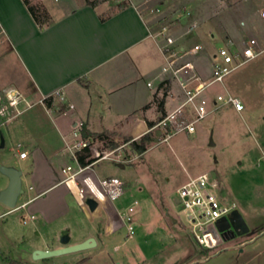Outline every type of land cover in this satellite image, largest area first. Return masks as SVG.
Wrapping results in <instances>:
<instances>
[{
  "label": "crops",
  "instance_id": "crops-1",
  "mask_svg": "<svg viewBox=\"0 0 264 264\" xmlns=\"http://www.w3.org/2000/svg\"><path fill=\"white\" fill-rule=\"evenodd\" d=\"M35 1L32 0V3L42 4L50 15V21L42 26L33 20L23 0H0V126L6 129L5 133L0 130V191L8 184V177L2 172L4 166L19 169L21 180L24 178L28 190L33 191L27 195L22 189L19 195H26L25 199L19 204L16 202L13 208L2 210V206L6 205L0 202V217L25 207L26 214L34 216L28 222L32 221V229L39 234L40 225L51 224L67 214L72 200L94 223L84 236L69 240V243L92 237L95 245L88 249L100 248L109 240L111 233L117 234L116 228L121 225L124 209H116L113 200L105 199L118 215V221L113 223L102 198L93 211L75 201L62 181L64 175L61 169L68 164L75 166L72 153L62 151L64 141L72 143V132L77 131L80 138L92 139L101 148L109 149L125 143L126 137L137 139L150 132L153 128L147 123L155 124L158 119L160 101L164 111H170L183 100L175 80L169 84L168 96L158 93V81L164 63L158 43L162 40L153 38L151 34L160 25L166 24L176 39L175 47L189 48L199 44L200 49L189 59L201 76V56H210L211 69L212 56L216 51L211 44L207 49L204 48L198 38L205 35L210 41L215 39L219 48L227 44L220 38L226 36L225 29L221 22L207 19L212 10L209 4L213 0H150L148 5L160 9L158 13L152 14L143 5L146 0H129V3L119 7L106 0ZM246 1L215 0L213 5L224 6L231 13L241 16L239 18L247 27V18H243L249 12L243 8ZM259 5L263 8L264 0ZM255 18L253 20L256 22ZM258 18L264 30L259 13ZM208 22L214 31L208 32ZM245 39L233 43L238 46ZM56 91L62 93V99L54 94ZM8 92L15 94L16 103H10ZM207 93L209 95V91ZM48 96L52 97L50 107L43 102ZM23 103L26 107L34 105L47 115L51 113L48 120L36 112L30 118V125H47L49 129L55 130L58 145L50 147V142L44 141V148H41L33 140L23 141L21 144L25 146L28 143L29 149L19 150L15 160V153L10 154V149L5 150V147L7 144L12 149L15 145V114L20 112ZM41 134L34 133L27 138H42ZM145 151L134 153L129 157V162ZM19 152H25V156L20 157ZM129 162L116 164L124 168V164ZM93 165L92 171L98 178L119 177L114 173L101 176L93 169ZM190 177L193 176L183 182ZM122 181L126 191V182ZM135 210L134 207L133 212ZM36 218L37 222L34 223ZM170 218L177 223L175 215L170 214ZM100 220L103 225L99 232L95 226ZM13 221V217L6 220L4 226L7 230L13 229ZM65 230L59 229L53 240L46 239L42 246L32 247L29 252L61 246L58 238L66 233ZM113 249H119V244H114ZM1 257L2 261L6 257L7 261H15V258L6 255ZM89 258L90 252H84L76 263ZM118 264H122V261L119 260Z\"/></svg>",
  "mask_w": 264,
  "mask_h": 264
},
{
  "label": "rangeland",
  "instance_id": "rangeland-1",
  "mask_svg": "<svg viewBox=\"0 0 264 264\" xmlns=\"http://www.w3.org/2000/svg\"><path fill=\"white\" fill-rule=\"evenodd\" d=\"M106 1L113 2L116 7L129 3V0ZM214 1L209 4L212 10L207 19L217 20L224 26L226 36H219L222 41L238 43L254 35L264 47V30L258 18L259 11L264 8H260L259 2L263 0H247L243 5L249 11L246 16L241 14L247 18V27L239 18L241 16L224 6H214ZM209 31H214L210 24ZM198 41L206 49L209 44L213 45L214 51L219 46L215 39L210 41L205 35ZM209 58V55L201 56V79L209 74ZM208 91L210 98L219 92L234 94L242 102V110L235 111L231 105H222L198 120L194 131L189 134L173 133L174 128L156 126L150 130L147 142V147L151 148L142 156L136 155L131 162L127 161L129 163H125L124 168H119L117 162L108 158L94 163L93 169L99 175L114 173L126 182L125 193L113 200L116 209H124L126 213L127 207L137 202L135 212L129 214L134 227L130 238L124 241L118 234L111 233L100 248L34 259L35 249L29 250L42 246L46 239L53 240L59 229H66L72 241L84 236L94 221H90L70 200L72 203L67 214L51 224L40 225L39 235L32 229V221L28 222L31 219L26 208L22 207L0 217V264H118L119 260L122 264H264V52L226 75L221 83L210 86ZM22 106L15 114V145L12 149L7 144L5 147V150L10 149V154L15 153V160L19 150L29 149L28 143L21 144L23 141L33 140L41 148H44V141L50 142V147L58 145L55 130L47 125H30V118L36 112L48 120L51 113L47 115L34 105L26 107L23 103ZM0 130L6 131L4 126H0ZM39 132L43 133L42 138H27ZM123 151L128 157L136 153L127 144ZM203 172L217 179L220 197L236 203L237 211L248 227V231L239 236L230 227L226 228L221 232L218 245L210 249L195 242L177 194L178 186L187 177ZM21 187L27 195L33 193L28 190L24 178ZM24 197L19 195L17 204ZM102 201L111 221H118L110 203L104 197ZM8 208L2 206V210ZM24 214L27 215L26 224L20 219ZM170 214L178 218L177 223L172 221ZM11 217L14 218V227L7 230L4 224ZM33 222H37V218ZM102 225V220L97 221L95 228L100 232ZM114 244H119V249H113ZM84 252H90V258L76 263ZM1 255L15 258V261H7L8 257L2 261Z\"/></svg>",
  "mask_w": 264,
  "mask_h": 264
},
{
  "label": "built area",
  "instance_id": "built-area-1",
  "mask_svg": "<svg viewBox=\"0 0 264 264\" xmlns=\"http://www.w3.org/2000/svg\"><path fill=\"white\" fill-rule=\"evenodd\" d=\"M149 1L143 2L145 9L151 14L158 13L160 9L148 5ZM259 16L264 24V8L260 10ZM193 26L194 24H192ZM151 36L162 40L158 43V48L164 60L161 77L158 81V93H160V96H168L170 94L169 84L172 80H175L183 94V100L174 109L164 111V113L159 111L158 119L151 129L159 126L174 128L173 133H192L198 120L222 105H231L235 111L242 110L243 104L234 94L219 92L210 98L207 92L210 86L221 83L226 75L264 52V47L258 43L256 38L248 37L238 46L228 40L227 44L220 46L212 56L209 75L201 79L193 61L189 59L200 49L199 44L189 48L175 47L176 39L169 32L166 24L160 25ZM148 85H150L149 82ZM54 94L59 99L63 98L60 91H56ZM8 96L11 98V104L17 102V97L13 92H8ZM79 126H81V123H79ZM72 137V143L64 141L62 151L66 150L72 153L75 166L68 164L61 171L64 175L62 181L75 201L87 208L85 204L87 197L95 199L98 203L103 197L111 201L122 195L125 186L119 177L98 178L93 173L91 166L96 161L105 158L116 162L129 161L130 158L123 152L127 142L120 146L105 149L101 148L92 139L80 138L77 131L72 132ZM79 151H84L91 161L85 165H80L77 160V152ZM19 156L24 157L25 152H19ZM85 172L87 174H84ZM177 194L182 202V211L190 224L195 242L206 249L217 246L215 233L221 235L217 221L222 218L229 221L231 213L237 210L236 203L224 201L220 197L217 179L211 177L207 172L188 178L177 188ZM136 204L137 202L134 201L132 205L127 207L126 213H123L121 217V225L116 228L118 236L122 239L131 237L134 233L129 214L133 212ZM26 216L22 217L23 223L26 222ZM28 217L30 219L34 218L31 214ZM123 228L124 230H122Z\"/></svg>",
  "mask_w": 264,
  "mask_h": 264
},
{
  "label": "water",
  "instance_id": "water-1",
  "mask_svg": "<svg viewBox=\"0 0 264 264\" xmlns=\"http://www.w3.org/2000/svg\"><path fill=\"white\" fill-rule=\"evenodd\" d=\"M2 172L8 177V184L3 190L0 191V202H2L9 208H13L15 206L17 196L22 191L21 171L19 169L4 166L2 167ZM85 204L87 205V209L90 211H93L98 205L97 201L91 197H87L85 199ZM217 226L218 230L221 232L231 226L232 231L238 236L248 231L246 223L237 210L231 213L229 221L224 218L217 221ZM215 239L218 243L221 240L220 236L217 233H215ZM69 240L70 239L68 234H62L59 237V243L61 244V246L44 250L35 249L33 251V258L43 259L58 256L65 253L85 250L95 245V240L92 237H88L78 243H69Z\"/></svg>",
  "mask_w": 264,
  "mask_h": 264
},
{
  "label": "trees",
  "instance_id": "trees-1",
  "mask_svg": "<svg viewBox=\"0 0 264 264\" xmlns=\"http://www.w3.org/2000/svg\"><path fill=\"white\" fill-rule=\"evenodd\" d=\"M23 3L26 5L27 10L30 13L31 17L33 18V20L39 26H42L43 24L48 23L50 21V15L42 4L32 3V0H23ZM51 99L52 97L50 96L43 99V102L47 107L51 106ZM158 108L162 113H164L162 101L159 102ZM153 124L154 123L152 122L147 123L149 127H152ZM149 139H150V132H146L142 136H140L138 140L132 139L130 137H126L125 142H127V145H129L133 151L140 154L146 150L147 142L149 141ZM86 158H87V154H85L84 151L77 152V160L80 165H85L91 161L90 158L87 159Z\"/></svg>",
  "mask_w": 264,
  "mask_h": 264
}]
</instances>
